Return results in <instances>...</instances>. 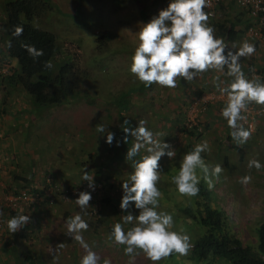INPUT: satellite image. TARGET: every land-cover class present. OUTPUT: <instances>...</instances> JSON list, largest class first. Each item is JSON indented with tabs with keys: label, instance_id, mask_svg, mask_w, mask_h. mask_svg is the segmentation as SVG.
<instances>
[{
	"label": "rangeland",
	"instance_id": "374dc122",
	"mask_svg": "<svg viewBox=\"0 0 264 264\" xmlns=\"http://www.w3.org/2000/svg\"><path fill=\"white\" fill-rule=\"evenodd\" d=\"M169 2L170 0H49V3H53L52 8L38 18H34L32 23L54 34L58 52H62V60L71 59L75 53L76 61L80 68L89 73V78L82 85L83 93L77 100H73L72 103H70L71 100L67 103V100L58 107L49 108L37 106L30 108L28 96L21 89L11 88L5 92L4 88L7 87L3 88L0 84V104H2L1 99L4 98L5 93L6 97L2 107L7 108L6 111L14 113L13 115H16L15 113L26 114L31 118L36 116L37 122L40 123L39 126L29 124L27 127H17L12 134L10 131L14 127L4 130L0 127V160H13L9 163V168L5 170L6 174L0 176V200L4 195L2 188L13 182L12 173L25 174L33 165L36 170L39 169L40 174L35 182L36 184L38 182L40 189L44 185L42 179L47 174L50 176L51 183L68 186L77 181L83 182L81 176L84 171L89 176H95V172L101 170L99 174L104 176L105 171L102 169L109 170L111 176L108 180L113 184L112 192L117 193V197L120 198L113 200L120 201L123 195L121 184L129 180L130 170L126 166L128 165L126 161H120V163L119 160L111 158L110 152L114 143L112 142L111 145L106 143L107 130L115 134L114 138L117 136V131L115 133L111 126L115 124L118 113L108 109L106 105L114 106V103L106 97L109 91L117 93L122 90L129 95L127 98L131 100V106L120 113L123 119L129 120L132 125L136 126L140 120H144L145 127L149 131L154 129V136L155 133L160 134L154 138L171 144L175 151V155L171 159L163 157L160 161L162 171L159 180L166 178L167 181L162 182L166 184L165 188L159 190L162 195L159 198L158 211L166 208L167 213L173 217L181 205L191 202L192 196L181 195L178 190H175L176 185L173 183V177L179 172V160L184 154L182 148L185 143L184 137L177 129H170L169 134L171 135L166 139L163 126H165L166 119L175 114H178L177 117L184 120L185 123L195 121L198 118V113L202 110L209 109L210 116H214L213 108L206 104L207 100L212 93H215V90H218L219 86L231 83L232 77L227 75L226 68L224 70L209 69L198 74L191 81L177 78L175 88L152 84L143 90L136 89L143 84L130 72L131 57L139 44L137 33L143 24L157 16L160 10L167 8ZM216 15L207 21L208 25L209 22H216L219 19ZM2 23L3 15L0 11V31ZM218 34L221 33L214 31V36L223 40V37ZM244 41L252 44V41L247 39L244 34L238 37L235 42L225 44L229 50L236 51ZM99 42L103 45L101 49H97L95 46ZM258 43L261 45L259 48H255L253 55L240 59L243 68L245 64L251 63L250 78L254 79V76L262 71L261 68L256 69V67L264 68V39ZM14 64L15 61H10L11 70ZM262 75L264 78V72ZM261 83H264V80ZM134 89L137 91L131 93ZM92 91L97 94L93 95ZM194 100H198L197 104L191 107ZM250 104L260 105L255 102ZM27 105L29 110L25 111V108H28ZM262 106L264 107V105ZM18 119L22 120V117L20 116ZM263 119L264 111L258 122L256 121L257 128L261 126ZM17 120L14 122L16 123ZM225 120L224 117H221L217 126L211 123L205 130L206 134L202 143L206 142L208 149H211L216 144L214 139L216 136L228 144L221 147V153L218 156L220 157L218 165H221L223 169L218 179L226 181L230 176V189L237 193L238 198L236 199L237 203L235 200L230 202L228 195L225 194L224 200L226 201H221V203L231 210V217L236 227L242 231L245 230L246 233L244 232L243 236H247L248 242H246L250 245L254 242L255 247V228L264 218V127L254 131L244 143L238 142L233 136H231L232 139L226 141L224 139L227 134ZM97 125H103L106 131L104 133L97 131ZM133 142H135L134 137ZM140 151L142 156L147 154L144 148ZM239 154L242 155L241 162H237ZM211 155L209 153V157ZM223 156L230 162L229 165L225 164ZM253 159L261 163L262 167L259 170L255 167H248L249 161ZM172 160H175L174 164L168 163ZM163 162L166 164L162 165ZM53 168H62V171L65 169L64 172L68 173V178L62 176V180L55 179ZM212 168L209 167L210 171ZM12 169L14 171L11 173ZM199 171L203 179V173L200 169ZM5 176L8 177L5 178ZM244 176H251V181L243 184L246 188L239 189L241 178ZM214 177L211 176V179L213 180ZM201 182L205 185L208 184L204 179ZM43 201L36 203L35 206L38 204L43 207L45 204ZM73 203H61L55 196L52 203L45 204L46 209L40 207L42 214L38 216L39 225L37 226L40 240L32 247L35 248L32 255L34 259L36 258V264H80L82 257L86 254L85 250L74 239V234L68 232L67 227L68 219L77 214H80L88 224L87 230L81 231L79 234L99 257L98 264H103L105 258L109 259L111 264H176L180 260L181 255L175 253L173 258L164 257L153 262L139 249L131 256L126 255V245H114L115 241L109 238L111 232L106 225L109 223L112 226L115 223L116 218L119 217L117 212L110 211V208H102L103 223H98L96 227L92 228L93 219L85 218L86 215L82 209ZM221 203L219 202L218 205ZM239 212L236 219L235 214ZM5 217L7 218V215L1 204L0 264H11L9 262L11 256L6 251V247L13 238V234L7 227ZM132 226L130 224L129 228ZM172 230L181 234L189 233L188 224L178 221L176 217L175 219L173 217ZM14 240L18 247V259L21 260L24 258L21 250L25 243L20 235L16 236ZM60 244H63V247H59ZM179 264L187 263L180 260ZM193 264L196 263L193 262Z\"/></svg>",
	"mask_w": 264,
	"mask_h": 264
},
{
	"label": "clouds",
	"instance_id": "9594fccd",
	"mask_svg": "<svg viewBox=\"0 0 264 264\" xmlns=\"http://www.w3.org/2000/svg\"><path fill=\"white\" fill-rule=\"evenodd\" d=\"M207 6L206 0H170L167 8L160 10L157 16L143 24V27L139 29L137 33L139 44L131 57L130 72L145 86L158 84L162 87L175 88L177 78L191 81L198 74L209 69L224 70L226 68L227 75L232 77V81L230 84L219 86L218 90L221 88V93L227 95V104L217 102L216 104L209 103L207 106H218L220 103L226 105L221 110V115L227 120L228 126L233 129V138L240 143H244L253 133L257 124L256 121L258 122L264 111L262 106L264 105V83L246 78L242 71L240 59L241 57L253 55L256 50L253 44L258 42L251 44L244 41L236 51L229 50L222 39L214 36V29L208 25V13L204 11ZM218 90H215V92ZM252 102L260 105L250 104ZM247 104L262 109L255 116L251 131H247L243 126L237 124L238 120L240 122V120L245 119L241 112L246 109ZM127 123L125 121V124ZM145 124L144 120H140L135 128H123L126 136L130 135L135 140L133 146L128 148L125 159L133 160L142 148L146 150L147 154L134 161L133 170L129 165H126L130 170V177L128 181L121 184L123 195L120 201L113 200L114 197H117V193L112 192L113 184L108 180L111 176L109 170L102 169L105 171L104 176H100L101 170H97L95 176H89L84 171L83 176H81L83 179L81 183L77 181L75 184L68 186H58L55 182L53 184H56L58 188H69L83 184H89L92 187V184H98L100 192L99 205L94 215L88 214L92 199L90 192H80L77 198H69L67 202L63 203H73L74 201L85 213V218L93 219L92 228L100 223L98 222L99 219H102L100 224L103 223L104 218H101L102 208L113 206L114 212H117L119 217L111 226L112 230H109L111 232L109 238L114 239L113 241L117 244L126 245V255L131 256L139 249L151 261L156 262L173 252L181 256L187 255L191 243L187 234L172 230L173 217L171 214L163 211L164 208H162V211H158L159 198L162 195L159 190L165 188L166 184L162 182L167 181L166 178L165 181L159 180L162 171L160 161L163 157L171 159L175 155V151L171 144L155 139L160 134L157 133L154 138V134L145 127ZM97 131L104 133L106 130L103 125H97ZM114 135V133L107 130L106 143L111 145ZM124 142L127 143L126 138ZM207 148L208 145L204 142L197 144L192 151L183 154V158L181 157V160H179L180 162L177 161L180 163V168L178 175L173 177V183L181 195L196 196L200 190L198 185L201 177L197 174V169H200L203 173V179L215 194L214 201L217 205L221 201H226L224 200L225 194L228 195L230 202L232 200L236 202L238 196L236 192L230 189V176L226 181L225 179L223 181L218 179L219 174L223 171L221 165H218L220 154H217V157L213 155L209 157L208 153L206 155L203 153ZM174 161H171L172 164L175 163ZM164 164L166 162H163L162 165ZM209 167H213L211 171ZM248 167H255L259 170L262 165L258 160L253 159L249 161ZM47 176L49 174L45 178ZM211 176H215L213 180ZM250 181L251 176L242 177L239 189L246 188L243 184L250 183ZM110 185L111 189L109 188ZM52 196L54 198L57 195L52 194ZM118 199L120 198L117 197ZM42 200L46 205H49L45 197L38 202ZM35 204L13 211L5 207L4 201H2V207L7 218L8 215L10 216V212L17 214L22 209L31 212L28 208H32V211H34ZM221 204L218 206L231 216V210L226 208L224 204L221 206ZM239 214L240 212L235 214L236 219ZM10 218H8L6 224L9 231L13 233L30 221V217L25 214H18ZM130 224L133 225L131 228H129ZM106 225L110 226L109 223H106ZM67 227L68 232L74 234V239L85 250L86 254L82 257L80 264H98L99 257L89 248L82 235L79 234L88 228V224L82 219L81 215L77 214L69 218ZM58 246L63 247V244ZM103 264H111V261L105 258Z\"/></svg>",
	"mask_w": 264,
	"mask_h": 264
},
{
	"label": "trees",
	"instance_id": "16d2710c",
	"mask_svg": "<svg viewBox=\"0 0 264 264\" xmlns=\"http://www.w3.org/2000/svg\"><path fill=\"white\" fill-rule=\"evenodd\" d=\"M52 4L49 3V0H2L0 5V11L3 15L0 31V59H2L1 61H15L11 74L1 77L0 84L3 88L7 87L4 88L5 92L11 88L21 89L28 96L30 108L34 106L39 108L58 107L67 100V103L70 100V103H72L73 100H77L81 93H83L81 87L89 78V73L80 68L76 61L75 53H73L74 55L71 59L62 60V52H58L54 34L32 23L34 18H38L41 14L50 10ZM232 21L226 24H218L216 22L219 28L218 32L221 33L218 35L223 37L224 43L235 42L246 28L245 24L240 25V23H233ZM239 27L242 28L239 29ZM95 46L97 49H101L103 45L99 42ZM49 64L50 66H48ZM250 68L251 63L245 64L244 68L242 67L245 76L249 80L262 82V76L257 79L250 78ZM146 87L149 86L141 84L136 89L143 90ZM136 89L132 90L131 93ZM110 93L111 91H109L106 98L113 101L114 106L112 104L106 106L110 111L118 112L116 114L117 120L111 126L115 133L117 131V136L113 139L114 144L110 152L111 158L113 160L126 161L131 170H133L134 161L139 160L142 155L140 151L133 160L125 159L128 148H131L134 142L133 137L130 135L126 136L123 128H135L136 125H132L129 120L123 119L122 114H120L131 106V100L127 98L129 95L122 90H119L117 93H111V95ZM92 94L96 95L97 92L92 91ZM3 97L1 99L2 104L5 101V93ZM88 103L90 102L88 101ZM2 104H0L1 112H5L7 108L2 107ZM29 106L27 105L28 108H25V111L29 110ZM225 106L221 103L218 106L210 105L213 108L212 113L214 116H210L209 109L204 110L198 113V118L195 119L196 122L185 123L184 120L177 117L178 114L168 117L165 126H163L165 138L167 139L171 135L169 134L170 129H177L185 140L183 147L181 146L184 150L183 153L186 154L192 151L197 144L203 142V137L206 134L205 130H207L210 124L212 123L216 126L219 124L220 118L223 117L221 110ZM155 112H153L154 115ZM125 121L128 123L125 124ZM224 123L227 125V134L224 138L227 141L232 139L233 129L228 126L227 120ZM238 126H242L239 120ZM257 127H255L254 131L264 127V119L261 126ZM151 132L153 133L154 129ZM125 138L127 139V143L124 142ZM214 139L216 140L214 148H207L205 153L209 154L211 150L215 154H220L221 147H224L225 144L228 145L219 137L215 136ZM223 158L225 164L229 165L230 162L227 161L226 157ZM241 158L242 155L239 154L237 162H241ZM197 174L200 176L199 169H197ZM12 179L17 182V186L12 190L14 193L23 188L27 183V179L24 177L13 175ZM42 180L46 187L45 178ZM202 180L201 177L200 184L198 185L200 189L199 193L196 196H192L189 204L181 205L179 211L173 216L174 219L176 217L178 221L188 224L189 233L187 235L191 238V247L188 254L180 256L179 259L187 264H193V262L196 264H264V218L255 228L256 246L254 247V242L252 245L248 244L247 236H243L245 230L238 229L231 216L216 204L213 190L209 188L208 184H203ZM8 188L10 187L5 186V191ZM109 188L111 189V185ZM34 190L36 191V188ZM114 198L116 199L117 197ZM28 209L31 210L32 208ZM110 211H114L113 206L110 207ZM163 211L168 212L166 208ZM12 214L14 215V212H10V215ZM10 217L8 215L9 219H11ZM33 218L34 223H27L15 233L10 231L13 234V238L20 235L21 239L24 240L25 245L21 252L24 254L23 260H29L26 264H36V259L33 260L32 255L35 248L32 251V247L40 240L37 228L39 218L37 214ZM101 220L99 219L98 222L101 223ZM107 228L110 231L112 230L111 226H107ZM114 245L120 244L114 243ZM6 251L11 254L12 258L18 257V247L15 245L14 239L10 240ZM174 255L175 252L167 257L173 258ZM180 260L176 264H179Z\"/></svg>",
	"mask_w": 264,
	"mask_h": 264
},
{
	"label": "built area",
	"instance_id": "2783aa9c",
	"mask_svg": "<svg viewBox=\"0 0 264 264\" xmlns=\"http://www.w3.org/2000/svg\"><path fill=\"white\" fill-rule=\"evenodd\" d=\"M228 1H231L235 7L245 12L248 21L247 24H245L246 28L243 34L247 39L251 40L252 43L262 41L264 39V0H206L208 6L204 11L208 13V20L214 18L219 7ZM11 72L10 61H1L0 78L10 75ZM220 89L217 92L212 93L206 104L217 102L227 104V95L221 93ZM197 101L194 100L191 107L196 105ZM261 110L262 109L258 106L254 107L253 105L248 104L246 109L242 110L241 115L244 116L245 119L240 120V123L247 131L252 130L255 116L258 115ZM45 181L47 183L46 187L43 186L41 189L36 187V191L34 188L23 187L15 193L10 192L6 194L3 198L5 207L13 211H18L24 206H30L37 203L44 197L46 202L50 204L53 201L52 194H56L61 202H67L69 198H77L80 192H90L92 199L90 201L88 214L94 215L96 213V209L99 205L98 197L100 194L98 184H92V187H90L89 184H83L69 188H58L56 184L51 183L49 176L45 178Z\"/></svg>",
	"mask_w": 264,
	"mask_h": 264
},
{
	"label": "crops",
	"instance_id": "0c3cea01",
	"mask_svg": "<svg viewBox=\"0 0 264 264\" xmlns=\"http://www.w3.org/2000/svg\"><path fill=\"white\" fill-rule=\"evenodd\" d=\"M217 13H218V15H216V16L219 19L216 22L218 24H226V23H229V21H232L233 20L232 21L233 23H238V24L240 23V25L241 24L244 25V24H247V21H248L247 18H246L245 12L242 11V10H240V9H238L237 7H235L232 4L231 1H228V2L224 3V5L220 6L219 9L217 10ZM216 22H214V21L209 22V26L212 27L214 29V31H218L219 30V28L217 27ZM241 28L242 27H239V29H241ZM253 45H256L255 48L257 49V48L260 47L261 44L260 43H257V44L254 43ZM258 68H261L262 71L261 72H258L257 73V76H254L255 79H257L258 77L260 78V76L263 77L262 73L264 72V68H262L260 66H257L256 69H258ZM263 80H264V78H263ZM10 113L11 112L6 111V110H5V112H1L0 111V127H1L2 130L6 129V128L14 127V129L10 131L11 134L16 130L17 127L18 128L19 127H22L23 128L24 126H26V127L29 126V124L31 126H34L35 124L38 125V126L40 125V123L37 122V117L36 116H34V117L31 118V117L26 116V114H19L18 115L17 113H15L16 115H13L14 113H11V114ZM20 116L22 117V120H20V119L17 120V118L20 117ZM15 118H16V120H17L18 123L17 122L16 123L14 122V121H16ZM213 148L214 147H212L211 149H213ZM203 153L206 154L205 151ZM209 153H211L214 157H217V154H215L213 151L210 150ZM8 161L9 160H6V161H1L0 160V176L1 177H2V174H4V175L6 174V171L5 170L7 168H9V163L13 162V160H11L9 162ZM36 167H38V166L36 165ZM38 170H36V168H34V166L31 165L29 167V172H26L25 174H20L19 175L16 172L12 173L14 171L13 169L10 170V172L12 171L11 172L12 173V176L15 175V176L24 177V178L27 179V183L28 184L26 183L24 185V187L26 186L28 188H35V187H38V182H37V184L35 182V180L37 179L38 175L40 174ZM53 170H54V173H55V179L62 180V176H63V178H68V175H67L68 173L67 172H64V171H66L65 169H63L64 171H62V168H60V169H54L53 168ZM6 177H8V176H5V178ZM6 186H9L10 188H8L7 191H5V187L2 188V191H3V194L4 195L7 194V193H9V192H11L13 190V188L15 186H17V182L13 180V182L11 183V185H6ZM4 195L2 196V198L4 197ZM2 198L0 200V207H1V204H2ZM44 206H45V204H44ZM44 206L42 207L41 205H38L37 204L35 206V210L34 211H32V209H31V212L30 211H27L26 209H22L17 214H14V215L12 214L10 216L13 217V216H16L18 214H20V215L25 214V215H27V216L30 217V221L29 222L34 223L33 216H35L36 214H37V216H40L42 214L40 207H42L43 209H46L47 206H45V207ZM5 219L8 222L9 219H7L6 217H5ZM12 239H14V238H12ZM14 242H16V241L14 240ZM9 255L11 256L10 253H9ZM28 261L29 260L24 261L23 258L21 260H19L18 257L17 258H14V257L12 258L11 257V260H9V262L11 264H16V263L17 264H21V263L26 264Z\"/></svg>",
	"mask_w": 264,
	"mask_h": 264
}]
</instances>
